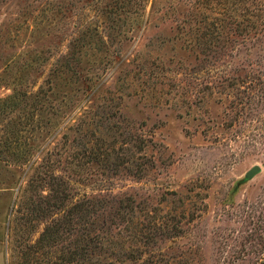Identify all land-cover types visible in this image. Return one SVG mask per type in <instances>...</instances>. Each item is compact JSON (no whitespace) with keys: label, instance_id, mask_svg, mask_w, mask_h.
<instances>
[{"label":"rangeland","instance_id":"rangeland-1","mask_svg":"<svg viewBox=\"0 0 264 264\" xmlns=\"http://www.w3.org/2000/svg\"><path fill=\"white\" fill-rule=\"evenodd\" d=\"M0 264H264V0H0Z\"/></svg>","mask_w":264,"mask_h":264},{"label":"trees","instance_id":"trees-1","mask_svg":"<svg viewBox=\"0 0 264 264\" xmlns=\"http://www.w3.org/2000/svg\"><path fill=\"white\" fill-rule=\"evenodd\" d=\"M54 227H55V224H48L46 227H45V230L43 231L42 235H41V239H44L47 237V240H50V236L52 238V231H55L54 230ZM43 237V238H42Z\"/></svg>","mask_w":264,"mask_h":264},{"label":"water","instance_id":"water-1","mask_svg":"<svg viewBox=\"0 0 264 264\" xmlns=\"http://www.w3.org/2000/svg\"><path fill=\"white\" fill-rule=\"evenodd\" d=\"M260 170H261V167H260L258 164H256V165H254L253 167H251V168L245 173V176H246L247 178H251V177H253L256 173H259Z\"/></svg>","mask_w":264,"mask_h":264}]
</instances>
